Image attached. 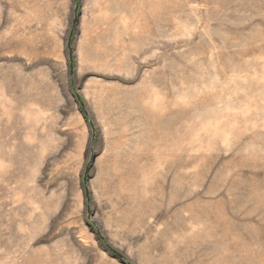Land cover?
Listing matches in <instances>:
<instances>
[{"label": "rangeland", "instance_id": "obj_1", "mask_svg": "<svg viewBox=\"0 0 264 264\" xmlns=\"http://www.w3.org/2000/svg\"><path fill=\"white\" fill-rule=\"evenodd\" d=\"M0 264H264V0H0Z\"/></svg>", "mask_w": 264, "mask_h": 264}, {"label": "water", "instance_id": "obj_2", "mask_svg": "<svg viewBox=\"0 0 264 264\" xmlns=\"http://www.w3.org/2000/svg\"><path fill=\"white\" fill-rule=\"evenodd\" d=\"M77 10H78V5L76 6V8H75V16H74V26L76 25V21H77V19H78V14H77ZM68 48H69V50H70V54H71V61H72V52H71V49H70V45H68ZM88 171H89V168H87V171H86V173H88ZM84 182H85V184H87V180H86V177H85V180H84ZM88 192V191H87Z\"/></svg>", "mask_w": 264, "mask_h": 264}, {"label": "bare ground", "instance_id": "obj_3", "mask_svg": "<svg viewBox=\"0 0 264 264\" xmlns=\"http://www.w3.org/2000/svg\"><path fill=\"white\" fill-rule=\"evenodd\" d=\"M247 253H248V252H247ZM247 253H246V254H247ZM248 255H249V254H248ZM246 256H247V255H246ZM249 256H250V255H249ZM250 258H251V257H250Z\"/></svg>", "mask_w": 264, "mask_h": 264}]
</instances>
